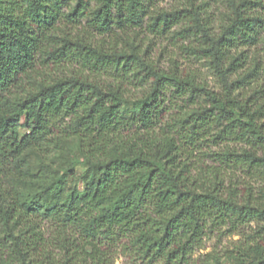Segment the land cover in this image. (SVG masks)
I'll list each match as a JSON object with an SVG mask.
<instances>
[{
  "label": "trees",
  "instance_id": "1",
  "mask_svg": "<svg viewBox=\"0 0 264 264\" xmlns=\"http://www.w3.org/2000/svg\"><path fill=\"white\" fill-rule=\"evenodd\" d=\"M149 2L0 0V264H114L118 249L141 264H195L192 254L208 232L264 220V187L239 201L235 190L224 194L231 169L264 174L260 110L252 112L250 100L235 94L259 64L231 80L247 60L245 49L259 43L264 12L255 10H264L262 1L230 0L218 35L193 10L150 17L149 28L165 31L192 14L179 34L201 39L196 50L208 58L224 94L162 73L135 45L108 53L62 28L83 21L101 33L141 26ZM66 60L97 74H121L115 84L82 74L38 81L40 67ZM130 73L153 80L141 97L127 93ZM201 93L209 106L170 121L173 99ZM229 137L249 149H209ZM65 148L70 166L56 172L50 158ZM260 240L225 258L264 264Z\"/></svg>",
  "mask_w": 264,
  "mask_h": 264
},
{
  "label": "rangeland",
  "instance_id": "2",
  "mask_svg": "<svg viewBox=\"0 0 264 264\" xmlns=\"http://www.w3.org/2000/svg\"><path fill=\"white\" fill-rule=\"evenodd\" d=\"M230 0H150L148 12L141 26L128 27L120 29L116 26L110 33H101L87 26L86 21L82 25L76 27L65 24L62 28L65 33H70L75 39L83 40L94 47L105 50L108 53L131 50V45L139 48L140 54L147 59L157 70L165 74H177L182 78L190 80L195 86L203 87L215 93L224 94V86L215 72L210 66L208 58L197 52V48L202 45L201 39L193 34L180 35L179 32L191 25L190 20L192 14L187 15L178 23L172 25L165 31L154 30L148 27L150 17L161 12H174L193 10L198 12L203 21L208 24L210 33L218 35L219 31L227 22V17L231 14L229 6ZM240 1V0H236ZM264 5V0H261ZM255 11H262L256 8ZM244 50V49H242ZM240 51V50H239ZM245 54L247 60L242 64L241 68L231 76V80L245 78L250 71L255 69L259 64L257 72L247 78V83L240 85L235 92L238 99L242 102L250 100V109L253 111L260 110L257 123L264 125V29L261 31L259 43L252 47L246 48ZM64 61L61 65H50L48 68L40 67V74L37 75L38 81L53 82V80L65 76L80 75L93 78H100L103 84H115L119 80V73L113 69L107 70L106 73H95L87 70L80 62ZM97 76V77H95ZM152 79L140 81L134 78L130 73L128 79L124 81L128 95L135 98L141 97L148 92L152 86ZM172 88H169L167 95L170 97ZM188 95L181 100L173 99L170 106V113L173 115L170 119H181L189 114L197 112L201 107L209 106L203 93L194 100H189ZM169 102V99H168ZM167 102V103H168ZM262 107V109H261ZM219 129H221L219 127ZM211 151L225 152L230 149L243 150L249 149V146L242 142H237L229 137L219 141V145L210 144ZM63 154H52L50 158L54 163L56 172H64L70 166L68 162L70 158V150H65ZM259 155L264 154V150L258 152ZM35 167H38L36 160ZM211 163V162H208ZM76 173L84 172V167L76 168ZM264 187V174H252L247 170H233L227 172L224 180V194L227 196L229 192L235 190L240 197H244L248 192L257 195L259 190ZM52 225L48 224L46 229V237H52ZM264 240V220L259 222H251L248 225L238 228L224 227L220 232L211 231L203 238L200 246L195 248L192 254V262L201 264L205 259L212 256L222 258V264H237L234 260H227L225 255L229 251H234L237 246L254 243L255 240ZM260 240V241H261ZM114 264H141L137 262L133 256L124 253L122 249H118L114 254Z\"/></svg>",
  "mask_w": 264,
  "mask_h": 264
}]
</instances>
